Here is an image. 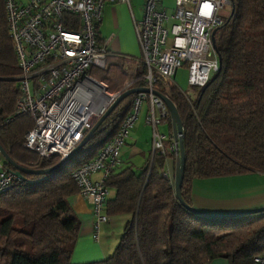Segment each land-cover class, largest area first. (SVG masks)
Segmentation results:
<instances>
[{"label": "trees", "instance_id": "1", "mask_svg": "<svg viewBox=\"0 0 264 264\" xmlns=\"http://www.w3.org/2000/svg\"><path fill=\"white\" fill-rule=\"evenodd\" d=\"M230 9L214 33L218 67L205 84L192 86V96L159 79L154 85L171 100L180 119V195L187 205L193 179L264 174V0H231ZM143 73L142 65L130 87L143 86ZM18 74L0 0V146L19 166L47 168L59 158L44 159L22 146L31 118L23 115L5 122L19 94L13 80ZM132 97L122 99L57 169L44 177L21 173L22 178L0 194V264H72L80 222L69 204L77 191L71 173L114 134ZM167 126L172 136L169 118ZM166 158L155 152L139 166L127 163L110 171L103 211L127 219L111 253L79 264H205L216 258L227 264H253V257L264 252V211L228 218L188 212L175 198L172 179L163 175Z\"/></svg>", "mask_w": 264, "mask_h": 264}, {"label": "built area", "instance_id": "2", "mask_svg": "<svg viewBox=\"0 0 264 264\" xmlns=\"http://www.w3.org/2000/svg\"><path fill=\"white\" fill-rule=\"evenodd\" d=\"M104 2L129 7L128 0H3L7 32L19 69L13 78L19 94L5 122L28 115L32 126L24 133L22 146L41 158L66 156L113 99L130 88L132 80L113 93L106 92L104 84L95 91L77 92L76 83L91 68L105 69L108 54L95 31ZM224 7L228 8L226 12ZM230 8L231 0H173L168 12L160 0H144L141 19L132 18L144 66L142 87L148 91L133 94L130 108L114 134L94 157L71 173L76 193L91 206L94 240L98 226L108 220L103 211L109 195L105 180L111 170L121 166L120 150L137 119L140 104L147 102L144 121L151 131L150 160L155 152L175 155L177 144L172 136L157 129L168 118L166 106L151 91L158 79L167 87H175L172 78L182 65L186 66L190 87L205 84L218 67L211 33L223 24ZM5 164L0 153V194L16 179ZM95 173L99 177L93 180ZM163 175L171 180L166 171ZM252 261L264 264V252Z\"/></svg>", "mask_w": 264, "mask_h": 264}, {"label": "crops", "instance_id": "3", "mask_svg": "<svg viewBox=\"0 0 264 264\" xmlns=\"http://www.w3.org/2000/svg\"><path fill=\"white\" fill-rule=\"evenodd\" d=\"M24 3L27 0H17ZM160 0L166 11L173 8V0ZM144 0H128L129 7L123 3L104 2L100 20L95 26L97 37L107 51L105 70L91 68L86 77L76 83L77 92L87 89L97 90L104 84L106 92L113 93L132 80L133 74L142 66L140 52L132 26V18L139 21L142 17ZM147 102L138 112L141 125H133L128 138L120 150L121 165L131 163L139 166L150 150V138L141 140L145 128L149 127L144 117ZM137 120V119H136ZM165 129L159 131L169 136L167 119H163ZM150 128V127H149ZM151 136V131H150ZM130 143V144H129ZM164 171L173 178L174 154L166 155ZM99 173L91 176L95 180ZM189 203L195 209L208 213H231L264 206V174L247 172L239 175L206 179H193L189 189ZM70 207L79 219L80 227L75 237L70 262L85 263L104 259L115 247L126 215L109 216L98 226L97 239L92 238L94 221L91 206L82 196L74 193L69 197ZM205 264H227L225 259L216 258Z\"/></svg>", "mask_w": 264, "mask_h": 264}, {"label": "water", "instance_id": "4", "mask_svg": "<svg viewBox=\"0 0 264 264\" xmlns=\"http://www.w3.org/2000/svg\"><path fill=\"white\" fill-rule=\"evenodd\" d=\"M232 12V9H230V14ZM216 29H214L211 33V44L212 48H214V33ZM147 92L148 89L146 87H130L123 91H121L112 101V103L106 108L104 113L97 119V121L92 125V127L86 132V134L82 137V139L77 143V145L73 148L71 152H69L66 156L59 159L58 162L50 167L43 168V169H31V168H25L22 166H19L15 164L9 156L6 154L4 149L0 146V153L5 160V163L10 165L14 171L13 174L17 179H21L22 175L21 173H31L36 175H46L55 169H57L59 166H61L64 162H66L71 156H73L87 141V139L93 134V132L99 127V125L102 123L104 118L107 116V114L125 97L132 95L136 92ZM153 94H155L166 106L167 112H168V118L171 125V133L172 138L177 144V153L174 156V167H173V178H172V185L173 190L175 194V198L180 203V205L185 208L188 212L194 213L199 216L207 217V218H228V217H237V216H243L248 214H254L257 212L264 211V206L244 211H238V212H231V213H208L199 211L195 208H193L190 205H187L181 195H180V184L182 179V173H183V166H184V153H183V144H182V136H181V123L178 116V113L175 109L174 104L171 102L169 98L166 96L160 94L159 92L152 90ZM44 177V176H43Z\"/></svg>", "mask_w": 264, "mask_h": 264}, {"label": "rangeland", "instance_id": "5", "mask_svg": "<svg viewBox=\"0 0 264 264\" xmlns=\"http://www.w3.org/2000/svg\"><path fill=\"white\" fill-rule=\"evenodd\" d=\"M164 2H168L167 0H165ZM228 10L227 7H224L223 11L226 12ZM170 12V11H169ZM105 66H106V63H105ZM186 76H187V69H186V66L185 65H182L180 66L179 68L176 69L175 71V74L173 76V82H174V85L175 87L180 90L181 92L187 94L188 96H192L193 95V88L190 87L188 84H187V81H186ZM143 105H144V101H142V103L140 104V110L143 108ZM141 114L139 115V117L137 118V120L135 121V125H141ZM157 129L159 131H162L163 129H165V124L164 122H161ZM130 132H131V129L129 130L128 132V135H127V138L129 137L130 135ZM147 138L149 139L150 138V128L147 127L145 128L144 130V134L141 136V140L140 141H144V140H147ZM130 144V143H129ZM135 166V165H134ZM198 210V209H197ZM199 211H203V212H206L204 210H199Z\"/></svg>", "mask_w": 264, "mask_h": 264}]
</instances>
